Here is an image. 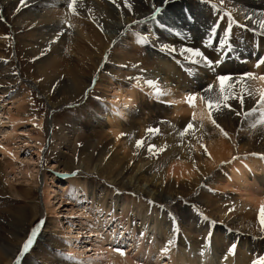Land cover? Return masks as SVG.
Returning a JSON list of instances; mask_svg holds the SVG:
<instances>
[{"label":"rangeland","instance_id":"374dc122","mask_svg":"<svg viewBox=\"0 0 264 264\" xmlns=\"http://www.w3.org/2000/svg\"><path fill=\"white\" fill-rule=\"evenodd\" d=\"M12 1L0 0V17H3L0 20V264H13L26 234L41 221L43 223L34 247L22 258V264H110L108 254L116 256L120 264H181L176 246L178 235L184 232L195 239L192 231H207L206 224L212 221L216 223L211 231L220 227L224 230L222 232L230 235L232 243L237 244L238 239L254 243L248 252L252 257L264 255V249H256L258 242L264 246V240L259 238V213L255 211V208H259L250 201L255 197L262 200L264 193L257 192L255 185L245 189L244 186L232 183L227 170L237 155L241 158L264 155V142L256 139L259 127H250L259 118L258 106L253 105L247 111L239 108L241 115H237L239 109L228 101L232 110L221 109L233 115V120L238 121V124L224 129L235 144L228 143L227 157L217 164L215 161L209 163V159L204 157V164H198L200 169L194 170L190 180L177 179L171 174L170 180H164L167 187L154 192L149 186L147 173L134 176L132 168L121 171L114 164L123 153L117 150L118 144H114L112 132L116 129L111 128L108 122L113 89L119 86L126 90L135 86L152 105V99H148V90L147 93L139 90L138 83L151 79L157 80L159 84L169 83L173 87L179 80L176 74L179 68V71L187 75L186 84L193 86L192 83H201L199 92L203 95L201 90L207 84L212 83L215 87L214 74L203 65L195 67L183 63L182 55L181 58H175L158 50L160 43L170 45L169 38L175 35L161 30V35L155 33L153 23L133 25L132 21L124 22V19L137 17V14L150 15L152 0H127L128 4L137 5L132 6L136 9L133 13H129L127 8L123 11L119 6L118 2L124 4V0H83L93 7V14L89 15L88 20L78 14H67L65 0L60 4H56L55 0H45L46 3L32 11L17 9L22 5L19 2L12 4ZM26 2L35 4L36 0ZM81 2L77 0L76 6ZM178 2L172 8L174 11L178 9V12H167L164 21L179 33L176 35L178 37L187 39L196 35L198 47L207 50L203 49L202 36L218 17L212 15V19L206 20L205 13L209 9L197 6L196 0H192L189 6L199 11L202 19L200 24L195 23V20L185 21L179 15V9L183 6ZM226 3L228 8L235 7L244 12L248 8L243 0H226ZM31 13L33 16H30ZM169 18L173 21H169ZM117 23L122 28L115 34L114 26ZM221 23L226 24V20ZM193 25L192 33H188L187 30ZM148 29L157 37L156 40L149 36ZM246 32L254 34L234 28L231 38H238ZM57 33L62 34L57 36ZM135 33L149 36L148 44H137ZM110 34L114 35L111 39ZM61 36H64L63 41H60ZM113 40L116 41L115 45H112ZM153 44L157 47H153ZM232 49L238 52L237 55L241 51V47L238 50L232 45L222 62L223 67L227 65L225 68L230 70L224 74L236 77L249 71L250 67L254 73H264V66L258 71L253 67L257 54L264 55V39H251L248 50L252 54L243 53L239 57L236 55L237 58L232 55ZM205 54L210 58L223 55L215 53L211 48ZM232 58H235L239 67ZM246 59L248 65H244ZM134 64L136 68H133ZM197 68L202 72L201 76L197 75ZM133 77L139 78V82ZM93 79L96 81L94 86ZM74 81L80 84V88L82 86V90L73 99L76 93L72 92ZM86 89L87 96L84 94ZM172 103L158 101L157 105L169 113ZM153 107L149 108L153 110L150 113L146 110L148 107L140 108L139 104L136 107L134 103V113L143 125L137 127L133 137L135 140L148 139L152 143V139L160 135L145 133L147 127H154L158 115L157 109ZM249 111L252 114L245 117L244 113ZM170 116L175 118L174 114H168L167 117ZM188 117L189 120L192 118V112L188 113ZM182 127L178 124L172 128L181 130ZM161 141H154L153 144L161 146ZM239 142L244 148L241 147L242 151L238 150ZM85 144L92 147L89 160L88 156L80 158ZM161 155L151 156V164L152 170L162 178L165 170L168 171L172 165L165 167L164 159H158ZM99 157L100 163L96 162ZM96 164L98 175L93 173ZM205 164L209 166L205 167ZM81 167L90 174L80 171ZM76 170H79L77 177L67 175ZM171 170L175 171V168ZM131 176L135 178L134 186L150 193V198L139 196L140 193H130L126 186ZM105 177L120 182L124 188L119 189L113 185L109 188L111 184L105 181ZM102 188L107 189L108 193L111 191L112 195L144 201V207L149 206V199L153 200L155 204L149 208L163 210L168 217L171 212L178 226L174 237L169 238L174 240L173 245L162 253L161 249L168 238L161 241L157 236L159 245L150 230L142 232L143 236L139 235V222L135 220L131 224L130 213L127 217L120 214V207L114 213L107 212L104 208L107 209L111 204L112 195L101 192ZM117 189L120 190L119 195L115 194ZM197 213L206 216L207 222L200 219ZM15 219H22L20 226H14L17 224ZM166 225L170 230V221ZM114 248L123 250L124 255L114 252ZM198 263L202 264L201 259Z\"/></svg>","mask_w":264,"mask_h":264},{"label":"bare ground","instance_id":"6f19581e","mask_svg":"<svg viewBox=\"0 0 264 264\" xmlns=\"http://www.w3.org/2000/svg\"><path fill=\"white\" fill-rule=\"evenodd\" d=\"M25 1H27V0H25ZM66 1L67 0H65V3H66ZM118 1H120V0H116V2H118ZM178 1H179L178 3L180 4V6H183L185 8L189 7L190 2H192V0H178ZM16 2L18 3L19 1L13 0L12 4H15ZM62 2H63V0H55L56 4L57 3L60 4ZM80 2L81 3L77 4V6L75 5L76 15L78 14L79 16H82L84 19L88 20L89 15L93 14V7L91 6V4H88V2H85L83 0H80ZM43 3H46V1L45 0H36L35 4L26 2L21 7H17V9L19 8L22 10H31V9L35 10L34 8H39ZM118 4H119V6H121L123 11L126 10V8L123 6L122 2H118ZM243 4L245 5V7H248V8H246L245 12H248L249 14L264 12V0H243ZM129 5L132 8V6L134 7L136 5V3H130ZM89 8L91 9V12L88 11ZM250 8H253V9H250ZM170 11L171 12H175V11L178 12V9H176L175 11H174V9H171ZM194 11H195V13L197 12L196 13L197 18L195 19V23L200 24V20L202 19L200 16V12L196 11L195 9H194ZM133 12H136L135 8H132V11L129 13H133ZM86 13H89V14H86ZM205 14H206V20L212 19V17H211L212 15L210 14L209 11H206ZM148 15H146L144 13L141 15L137 14V17L131 16L129 19L128 18L124 19V22L128 23V22L133 21L134 19H140L141 20V19H144V17L148 16ZM30 16H33V14L31 13ZM169 21H173V19L169 18ZM246 23H248L249 27H253L250 22H246ZM52 26H54V25H52ZM193 27H194V25L191 26V28L189 27L187 32L192 33L191 30L193 29ZM121 28L122 27L120 26V23H117L116 26H114V30L116 32L115 34H118V32L120 31ZM152 29H154L155 33L161 35L160 29L158 27H156L155 24H153ZM256 30L259 31L258 26H256ZM109 37L111 39L114 37V35L110 34ZM161 37H164V36H161ZM172 37L173 38H169L170 46L174 47L177 51H176L175 55L166 52V53L170 54L171 57L174 56L175 58H177V57L181 58L180 57L181 54L179 53V49L181 47H198V44L196 41V35L192 38H187V39L185 38L186 40L184 38L178 37L176 35L172 36ZM257 37L260 39H264V36H259V35H255V34H248V32L243 33L238 38H235V39L231 38L233 46H235L237 49L239 47H241V51H239L240 52L239 55H237L238 52L237 53L234 52L233 49L231 51L232 55L234 57H237V56L239 57V56L243 55V53L252 54V52H250L248 50V44H249V42H251V39L256 41ZM63 40H64V36H61L60 41H63ZM246 49H247V51H246ZM238 50H240V49H238ZM204 51H205V53H208L209 49L204 50ZM234 60H235V58L233 59V61ZM181 61L183 63H187V61H185V60H181ZM234 62H235V65L237 67H239V65L236 63V61H234ZM244 65H248L247 59H246ZM173 66H175V65H173ZM258 69L259 68H255V70H257V71H258ZM237 70H240V69H237ZM249 71H252L251 67L249 68ZM196 73L199 76H201V74H202V72L198 68L196 69ZM176 74H177V77L179 78V80H178V83H176L173 87H171L169 85V83L167 84L165 82V83L159 84V82L157 80H154L157 82V87L161 88L166 93V95L160 96V97H153L152 95H150V93L152 92V89H150L148 86H146L144 84V81L138 83L139 84V90H141L143 92H146V90H148L147 91L148 93L147 92L146 93L149 94L148 99H152V102H153L152 105H151L150 101L147 100L146 96L142 95V93H139L136 90L137 87H135V86L130 87L129 89H126V90H123L119 86H115V88L113 89V93H112L113 96L110 100L111 106L109 107V109H110L109 113L110 114H108L109 115L108 122H110L111 128H114V130L116 129V131L113 130L114 132H112V135L114 137V144H118L117 148H119V149H117V150H119V151L121 150L122 151V152L120 151L121 154L123 153V155H121L122 156L121 158L116 159L114 161V164L121 171H125V169L127 170L128 167L132 168L134 170V172H133L134 176L138 175L139 173L140 174L141 173H147L149 176V182H148L149 186L151 187V189L154 192H157L156 190H158V189L161 190V188L167 187L164 184L165 183L164 180L169 178V176H171V174L173 175V177L175 176L174 178H177V179L190 180L191 176L193 177V175H194V170H197V168H199L198 164L199 163L204 164V162H203V161H205L204 159H209V161H210L209 163H212V161H215V163L219 162L220 160L227 157L226 154H227V151L229 148L228 143L231 145H235L232 141V138L228 137V139H227L228 141H227L223 136H221L219 134V130L212 127L210 124H208L206 120L204 121V127L202 130L200 128L199 120L193 121V123L196 127V133H195L196 137L202 138L201 142L206 145L207 152L210 154L211 158H209V156L204 155V151L199 148V144L196 142V139L193 138L191 135L185 137L183 140H181L178 137L177 132L179 131L180 128H178V130H174L172 127L177 126L178 124L180 125V127L184 126L189 121L188 113L189 112L191 113L193 111V109H190L186 104L184 105L183 98L185 95H187L190 92H196V93L200 94L199 90H200V88H202V85L199 82L198 83L196 82V84L191 82L193 86H191V84H190V86L188 84H186L187 83L186 82L187 75L185 73H182L181 71H179V68H177ZM246 83H247L249 88L264 87V83H262L260 81H247ZM81 90H82V86L80 88V84L78 82L74 81V83L72 85V92H76V93L73 94L74 95L73 99L78 96V94L80 93ZM237 92H238V87H237ZM179 97H180V99L178 100V103L179 104L183 103L182 105H177L178 103H176L177 99ZM256 98H258V97L245 96L244 106H243L242 111H244V110L247 111L248 109L253 107V105H255V99ZM158 101L160 103L169 102V104H170V102H173L172 103L173 107L171 108L169 113H168L167 109H164V108L160 107V105H157ZM233 101L234 100H229V102L234 104V106L239 109L240 108L239 102L237 100H235L234 102ZM125 103L128 104L127 108L124 107ZM134 103L136 104V107L138 104H139L140 108L145 107L144 109H146L148 107V109H146V110H148L150 113L153 112V110L149 109L150 107L154 106L153 108L157 109L158 115H156L157 118H155L156 121H154V127H158L160 129V132H159L160 135L158 137H156L155 139L153 138L152 143L154 141L156 142L157 140H162L161 145H167L165 151L162 153V155L158 159H159V161H160V159H164L165 163H163V164L165 165V167H167V166L170 167L172 165V167L175 168V171L171 170V172H170V169L172 167H170V169L168 171L165 170L166 168H164L166 173L162 178L160 177V175L157 174V172L152 170V164H151L152 159H151L150 154L147 153V145L149 144V140L147 139L146 141H144V147H141L139 149L134 147L135 139L133 137L135 136V131L137 130V127L142 125V124H140L141 119L139 120L137 117V114L134 113L135 112V109L133 108ZM200 111H201V107L199 105V101H197L196 112L199 114ZM223 111L224 110L220 109L219 112L214 113V118L216 119V121L220 125V127L223 129H225V128L229 129V128L237 126L236 124H238V121L233 120V117H232L233 115L231 116L230 113H225ZM240 111L241 110L239 109V112ZM117 113H118V115H117ZM168 114H170V115L174 114L175 118H171V116L167 117ZM185 114H186V116H185ZM177 116H179V119H177L178 118ZM250 122H252V121H250ZM142 126H140V127H142ZM258 127H259V129H258V134H256V139L264 142V126H258ZM121 133H124V135L121 136L120 135ZM118 136L121 137V138H119L121 140H119L117 138ZM240 144H241V142H239V144H238L240 147V148L238 147V150L242 151L241 149L243 148V146ZM189 145H191V147H188ZM243 150H244V148H243ZM91 152H92L91 145L85 144L82 151H81L80 158H84V157L88 156L87 160H89L91 158V156H90ZM99 159H100V157L97 159L98 161L96 160V162L100 163L101 160H99ZM258 159H261V160H258ZM193 162L195 164V167H193ZM206 166H209V165L205 164V167ZM83 169H84V167L83 168L81 167L79 170L85 171L84 173L87 175L90 174L87 170H83ZM161 170H163V169H161ZM227 170H228L229 181H231L232 183L235 182V183L239 184L240 186H244L245 189L247 187H249L250 185H255L256 186L255 190L257 192L264 193V155H262L260 157H255V158H253V157L241 158L237 155V156H235V159H233V161L230 163ZM97 172H99V170H98V165L96 164L94 167L93 173L98 175ZM163 174H164V171H163ZM120 175H122V174H120ZM134 176L129 177V179L127 180L129 182L127 183L126 188H129L131 194L140 193L139 196L143 195L147 198H150V196H151L150 193L148 194L147 191L142 190V189H137L134 186V182H133L135 179ZM169 180H170V178H169ZM105 181L108 184L113 185L114 187L116 186V188H119V189L124 188L123 184H120V182H118L116 180L110 181L109 179H106V177H105ZM175 181H176V179H175ZM101 192H103L104 194L107 193L109 195L110 194L112 195V192L110 191L108 193L107 189H105V188H102ZM254 196L255 195L250 196V199ZM111 199H112L111 204L109 203L108 208L107 209L104 208V209L109 213H114L115 209L120 207V214H123L126 217L130 213L132 215V216H129L130 220L132 222L131 224H134L135 220H138V222H139L138 233L144 232L146 230H150L152 236H154V240H156V242H158L159 245H160L159 240L163 241L164 239H167V238L169 239L170 237H174V234L169 230V227H167V225H166V224H169L170 219L167 216V213L164 212L163 210H155L154 208L151 209V208H149V206L144 207V205H145L144 201H141V200H135L134 201V200H132L131 197H123L122 198L121 196L112 195ZM261 199L262 200H260V199L257 200L255 197L254 199L252 198V200H250L251 202H253V204L255 206H257L259 208V210H257L255 208V211H257V213L260 212V207L262 204H264V197ZM100 203L101 202H99V204ZM104 219L106 220V218H104ZM14 221L17 222V224H15L14 226L18 227V226H20L22 219H15ZM222 231H224V230L220 227H216L213 229L214 236H213V240H212V246L210 248H203V245H202V240L204 239V237L206 235L205 234L206 231H204V232H202V230L192 231L193 235L195 234V236H196L195 239H191V237L189 236L188 233L187 234H185L184 232H183V234L180 233V235H178V237H177V245H176V246H178L177 253H178V260L180 261V263L181 264H200L198 262L201 259L202 264H225L223 257L226 256L227 253L224 250V248L226 246L228 247L232 243L230 240L232 238H230V235L228 233H225ZM95 233H97V231ZM170 234H171V236H170ZM157 236H159V238H160L159 240L157 239ZM198 244H201V245L198 246ZM253 244L254 243H250V242L246 241L245 239H242V240L238 239L237 248L235 250V253H234V255L227 256L226 264H250L251 259H255V257H252L248 253L250 250V247ZM256 246H257L256 249L257 248H260L261 250L264 249L263 243L258 242V243H256ZM185 247H186V249H185ZM202 251H203V255L201 254ZM209 252H210V254H208ZM107 258H109L110 264H120V262H121V261H118V258L116 256L112 257V256H109V254H108ZM119 260H121V259H119ZM123 261H124V259H123ZM123 263H125V262H123ZM127 263H129V262H127Z\"/></svg>","mask_w":264,"mask_h":264},{"label":"snow or ice","instance_id":"6c2138e0","mask_svg":"<svg viewBox=\"0 0 264 264\" xmlns=\"http://www.w3.org/2000/svg\"><path fill=\"white\" fill-rule=\"evenodd\" d=\"M110 2H114V0H110ZM230 2V0H229ZM77 0H67L66 8L67 14L76 15L75 5ZM197 6H205L209 9L211 15L218 17V19L213 20L212 24L206 28V34L202 36V46L203 49H213L215 53L223 55H217L215 58H210L205 54V51L202 50L201 47H181L179 49V53L184 57V60L187 61L188 64L194 66L203 65L205 69L214 74L215 87L212 83L207 84L205 88L201 91L204 93L203 95L198 94L196 92H190L184 96L183 102L190 108L192 111V118L182 127L181 130L177 132L178 137L183 140L185 137L191 135L196 139V142L199 144V148L204 151V155L209 156L210 154L207 152L206 145L201 142L202 138H197L196 127L193 121L199 120L201 130L204 127V121L206 120L208 124L212 127L219 130V134L225 138H228V134L224 131L223 128L217 123L214 118V113L219 112L221 108L232 110L231 105L228 103L229 100H237L239 102L241 110L244 106V97L252 96L258 97L255 99V105L260 109L259 118L255 121V123L251 124L250 127L256 128L258 126H264V87L259 88H249L247 85V81H260L264 83V73H254L253 71H245L240 75L233 77L230 74H224L229 72L230 70L223 67L222 62L226 59L227 54L230 52L232 48V35L234 33V28L244 29L246 31L252 32L255 35L264 36V12L260 13H251L244 12L242 10H238L235 7L228 8L226 0H196ZM20 5L25 4V0H19ZM177 4V0H152L151 6V14L145 16L144 19L141 20H133L132 24H140L146 25L147 23L155 24L161 31H167L173 35H179V33L175 32V29L166 23L163 17ZM123 6L128 9L129 12L132 11L131 6L127 3V0H124ZM91 12V9H88ZM179 15L185 21H194L196 17V13L194 12L191 6L185 8L181 7L179 9ZM238 17V18H237ZM3 17H0L2 20ZM226 20V24H222L221 21ZM250 22L253 27H249L248 23ZM70 26V25H65ZM256 26H258L259 31L256 30ZM131 30V29H129ZM150 36L153 40H156L157 37L151 33V30H148ZM62 33H57V36ZM124 35V33H121ZM134 38L137 44L139 45H147L149 37L141 35L140 33H135ZM7 39V37H5ZM55 43V40L52 41ZM116 41H112V45H115ZM153 47H157L156 44H153ZM158 50L160 52H168L173 55L176 54V49L171 47L168 43H160L158 45ZM107 59V57H105ZM6 62V61H5ZM264 66V55L257 54V58L253 64L254 68H261ZM120 67H126V65H120ZM137 65H133V68H136ZM219 70V71H217ZM99 71V69H97ZM132 79H136L139 82V78L133 77ZM93 86L96 84L95 79L92 80ZM144 84L152 89L150 95L153 97H160L166 95V93L159 87H157V82L151 79L144 80ZM55 88V85L52 86ZM238 87V92H237ZM85 96H87L88 91L85 90ZM99 100V97H97ZM197 101H199V105L201 107V111L199 114L196 112ZM67 107L71 108V105H67ZM125 108L128 107V104L125 103ZM255 111V109H252ZM252 111L245 112L244 116L248 117L252 114ZM240 115V112L236 113ZM118 115V113H117ZM35 119V117H34ZM163 123V122H162ZM160 129L158 127H147L145 129L146 134L157 135L159 134ZM121 136L124 133L120 134ZM120 138L119 136L117 137ZM134 147L139 149L144 147L143 139H136ZM167 145L157 146L153 143H149L147 145V153L150 156L155 157L159 156L166 149ZM188 147H191L189 145ZM135 154V153H134ZM11 155V153H9ZM178 158V157H177ZM235 159V157H233ZM193 167L195 164L193 162ZM78 171H70L67 175H71L72 177H77ZM112 185H109V188H112ZM115 194L119 195L118 189L115 190ZM179 199V198H177ZM147 204L149 206H153L155 202L153 200H148ZM170 219V231L175 234L178 230L177 221L173 217L171 212L168 213ZM198 217L207 222L208 218L201 213H197ZM43 221L35 224L30 231L26 234V238L23 240L22 244L18 249V254L15 256L13 264H22V258L26 256L30 252V250L34 247V242L37 239L38 233L41 230V225ZM216 221H212L211 224H206V235L202 240L203 248H210L212 246V240L214 233L211 231V228L215 225ZM257 224L259 225V232L261 233L260 239L264 240V204L260 207V212L257 216ZM140 236H143L144 233H139ZM257 237H253L256 239ZM174 240L168 239L165 246L161 249V252H166L168 250V246L173 245ZM237 248L236 243H231L226 248L227 255L223 257V260L226 264L227 256L234 255L235 250ZM114 252H117L119 255L123 256L124 252L120 248H114ZM203 255V251L201 252ZM68 259H72L71 257H67ZM250 264H264V255H260L255 259H251Z\"/></svg>","mask_w":264,"mask_h":264}]
</instances>
